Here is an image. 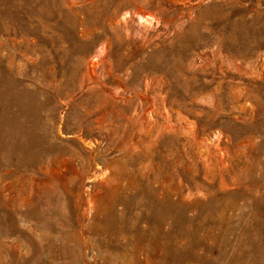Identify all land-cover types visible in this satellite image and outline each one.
<instances>
[{
  "label": "rangeland",
  "instance_id": "1",
  "mask_svg": "<svg viewBox=\"0 0 264 264\" xmlns=\"http://www.w3.org/2000/svg\"><path fill=\"white\" fill-rule=\"evenodd\" d=\"M0 264H264V0H0Z\"/></svg>",
  "mask_w": 264,
  "mask_h": 264
}]
</instances>
